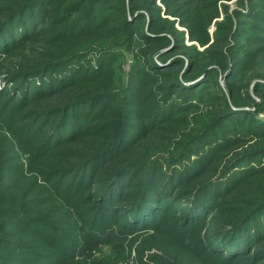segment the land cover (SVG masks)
<instances>
[{"label": "trees", "instance_id": "16d2710c", "mask_svg": "<svg viewBox=\"0 0 264 264\" xmlns=\"http://www.w3.org/2000/svg\"><path fill=\"white\" fill-rule=\"evenodd\" d=\"M219 1L0 0V264H264V0Z\"/></svg>", "mask_w": 264, "mask_h": 264}, {"label": "rangeland", "instance_id": "374dc122", "mask_svg": "<svg viewBox=\"0 0 264 264\" xmlns=\"http://www.w3.org/2000/svg\"><path fill=\"white\" fill-rule=\"evenodd\" d=\"M239 1L240 0L219 1L218 6L220 14L209 26L211 35L214 34L216 29V22L223 21L227 15L232 16L233 11L236 9H245V6L241 5ZM158 4L165 9L161 0H158ZM169 17L171 19H176V17L173 16ZM176 25L180 30H186V27H183L178 22ZM186 42L188 45H198L201 50L208 46H201L199 43L191 41L188 32ZM132 61V56L127 54L124 58L123 65L126 72L130 71ZM4 85V81L1 80L0 87H3ZM61 213H63V211H61ZM164 249L168 251L167 254L163 251ZM158 257L164 258L166 260L165 262H171L172 259L175 263L181 264L182 253L180 251L178 252L175 248L167 247L165 242L158 237H150V235H142L139 237H135V235L132 237L129 235L126 237L121 235L110 243L103 244L97 249L87 264H159L157 260ZM140 258H142V261Z\"/></svg>", "mask_w": 264, "mask_h": 264}]
</instances>
